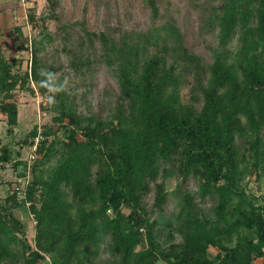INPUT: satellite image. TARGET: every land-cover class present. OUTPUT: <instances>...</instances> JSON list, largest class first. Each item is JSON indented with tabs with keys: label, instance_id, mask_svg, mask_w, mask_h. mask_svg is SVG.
Masks as SVG:
<instances>
[{
	"label": "trees",
	"instance_id": "obj_1",
	"mask_svg": "<svg viewBox=\"0 0 264 264\" xmlns=\"http://www.w3.org/2000/svg\"><path fill=\"white\" fill-rule=\"evenodd\" d=\"M146 1L147 28L110 32L83 21L49 31L58 0L39 13L29 5L34 33L27 38L13 26L16 50L30 49L24 69L0 41V112L9 129L18 90L50 98L54 113L40 124L24 188L13 179L0 196V264H254L264 257V186L261 194L248 189L264 179V0H210L217 4L205 23L216 39L209 60L185 45L174 17L157 22L156 1ZM102 66L116 91L105 90L111 97L94 108L87 93ZM37 126L23 138L28 147ZM9 162L16 176H27V159L5 143L0 167ZM170 176L178 200L165 214ZM22 207L32 235L15 213Z\"/></svg>",
	"mask_w": 264,
	"mask_h": 264
},
{
	"label": "rangeland",
	"instance_id": "obj_2",
	"mask_svg": "<svg viewBox=\"0 0 264 264\" xmlns=\"http://www.w3.org/2000/svg\"><path fill=\"white\" fill-rule=\"evenodd\" d=\"M158 7L157 22L167 20L169 16L176 19L177 25L183 34L185 45L199 53L206 60L210 59L211 48L216 45L214 32L206 27L208 13L211 11V4L216 5L217 1L210 0H155ZM47 0H0V41L2 43L4 55L10 59L17 56L19 67L24 69L30 64V49L16 50L13 41V26L20 25L23 34L29 38L34 33L30 23L26 19V11L29 5L34 4L36 11H46ZM150 7L146 0H58V19L49 20L46 24L49 31L55 29L58 23H73L83 21L90 29L118 31L121 29H145L151 23ZM37 35V34H36ZM49 48L50 52L54 51ZM52 50V51H51ZM61 56V54H60ZM56 59V58H55ZM67 69L61 70V72ZM33 83V82H32ZM36 86L35 83H33ZM84 87H80L82 91ZM109 90L112 94L116 91V83L105 69L100 67L96 72L94 84L87 93L92 106L97 108L98 102L109 99L105 93ZM17 101V123L10 126L5 120V115L0 112V146L7 144L12 150L13 156L19 159H26L29 153L27 143L23 142L25 134L35 123L43 124L52 122L51 116L54 114L48 108L50 98L32 94L27 90H18ZM17 178L12 164L6 163L0 167V196L6 193L8 182ZM178 182L175 176L167 177L165 188L169 191L167 202L163 206V212L168 214L177 207V198L172 191ZM14 186V184H13ZM264 186V179L260 181L251 180L248 189L256 194H261ZM187 187L195 190L196 185L193 180H189ZM146 200L148 204L153 201V192L150 191ZM211 201L207 200L206 204ZM15 213L26 224L28 235H32V220L25 208H18ZM155 214H153L154 216ZM212 250H214L212 248ZM102 258H107L106 253H102ZM159 264H164L159 262ZM254 264H264V257L254 260Z\"/></svg>",
	"mask_w": 264,
	"mask_h": 264
},
{
	"label": "built area",
	"instance_id": "obj_3",
	"mask_svg": "<svg viewBox=\"0 0 264 264\" xmlns=\"http://www.w3.org/2000/svg\"><path fill=\"white\" fill-rule=\"evenodd\" d=\"M43 138L42 132H41V126L38 123L36 134L31 138V143L29 145V153L27 159V176L26 177H20L17 176L15 178L14 188L20 189L24 188L27 179L29 178L30 171H29V165L32 163V161L37 157V147L39 144V141Z\"/></svg>",
	"mask_w": 264,
	"mask_h": 264
}]
</instances>
